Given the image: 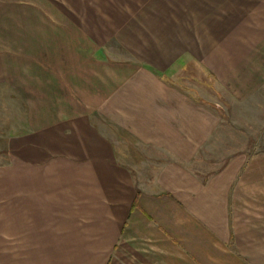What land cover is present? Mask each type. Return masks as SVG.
Segmentation results:
<instances>
[{"label": "crops", "instance_id": "crops-1", "mask_svg": "<svg viewBox=\"0 0 264 264\" xmlns=\"http://www.w3.org/2000/svg\"><path fill=\"white\" fill-rule=\"evenodd\" d=\"M5 85L0 264H264V152L208 100L264 92V0H0Z\"/></svg>", "mask_w": 264, "mask_h": 264}, {"label": "rangeland", "instance_id": "rangeland-1", "mask_svg": "<svg viewBox=\"0 0 264 264\" xmlns=\"http://www.w3.org/2000/svg\"><path fill=\"white\" fill-rule=\"evenodd\" d=\"M116 55L113 53V58ZM183 74H193L194 76H199L200 74L195 72L194 68H188L186 72H181ZM209 75V73L207 74ZM211 76L207 79L200 77L205 81H211ZM199 80V77L197 78ZM185 82V83H184ZM181 83L183 86H188V82L184 81ZM212 86V85H211ZM227 92L219 89L217 86L211 89L208 88V100L209 107H212V103L216 102L219 104L218 109L222 113V123L225 126V133L223 137L224 147L222 148L224 156L228 153L235 152L237 149L240 152L261 153L264 152V92L258 95L254 101L248 104L232 102L230 100ZM19 105L21 101L9 100L7 94L6 85L0 88V174L7 171V165L9 162V150L13 143V138L19 136L18 133L22 134L24 129L22 123L23 115L14 114L13 105L16 103ZM17 107V106H16ZM21 108V107H20ZM17 107L16 111L20 110ZM22 109V108H21ZM236 147H232V145ZM226 146V147H225ZM211 149V148H210ZM213 152L216 149H211ZM219 151V148H217ZM217 156L218 153L215 152ZM212 157H216L212 155ZM208 166L213 167L215 165ZM6 176V174H3ZM2 177V176H0ZM6 179H0V187H6Z\"/></svg>", "mask_w": 264, "mask_h": 264}]
</instances>
